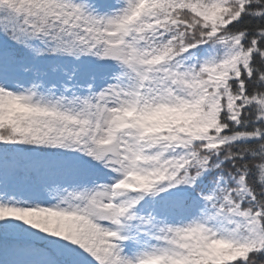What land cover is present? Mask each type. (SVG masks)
Instances as JSON below:
<instances>
[{
    "label": "snow or ice",
    "instance_id": "6c2138e0",
    "mask_svg": "<svg viewBox=\"0 0 264 264\" xmlns=\"http://www.w3.org/2000/svg\"><path fill=\"white\" fill-rule=\"evenodd\" d=\"M0 264H264V0H0Z\"/></svg>",
    "mask_w": 264,
    "mask_h": 264
}]
</instances>
